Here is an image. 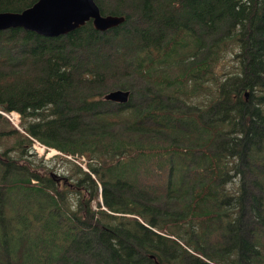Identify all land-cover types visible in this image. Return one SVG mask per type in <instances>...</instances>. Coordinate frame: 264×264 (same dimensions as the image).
<instances>
[{"label": "trees", "instance_id": "16d2710c", "mask_svg": "<svg viewBox=\"0 0 264 264\" xmlns=\"http://www.w3.org/2000/svg\"><path fill=\"white\" fill-rule=\"evenodd\" d=\"M95 1L125 19L0 30V264H264V0Z\"/></svg>", "mask_w": 264, "mask_h": 264}, {"label": "water", "instance_id": "95a60500", "mask_svg": "<svg viewBox=\"0 0 264 264\" xmlns=\"http://www.w3.org/2000/svg\"><path fill=\"white\" fill-rule=\"evenodd\" d=\"M89 19L104 30L122 22L124 15L102 12L95 0H35L21 10L0 11V30L22 26L39 34L60 35ZM128 96L129 90L122 88L105 93L106 98L120 102L127 101Z\"/></svg>", "mask_w": 264, "mask_h": 264}, {"label": "rangeland", "instance_id": "374dc122", "mask_svg": "<svg viewBox=\"0 0 264 264\" xmlns=\"http://www.w3.org/2000/svg\"><path fill=\"white\" fill-rule=\"evenodd\" d=\"M200 1H202V0H198L197 3L194 5L195 8H197V9L200 8V6H201L200 3H199ZM186 4H187V6H181V8H178L177 11H176V14L180 15L181 18H184V15H186L187 18L190 17V12H191L192 8L190 7V5L188 3H186ZM143 30L151 31V30H155V28L153 26H151V24H147V23L143 24V25L142 24H139V25L137 24V25L133 26L130 29V31L126 33V35L125 34L120 35V37L116 39L115 43L112 46H108V45L104 46V45L94 44V45H90L89 47H87V46L84 45V46H82L81 49H77V48H80V47L74 48V49H76L74 54L77 57V55H79L81 52L86 51L88 57L85 60V62H87V63H92L95 60H100L102 57H104V59H106L109 55H111L112 53H114L116 51V49L119 46V44L129 42V40H130L128 38L129 34H132L133 32H138L139 33L140 31H143ZM125 39H127L128 41L125 42ZM131 40H134V37H131ZM90 50H92L93 52L90 51ZM95 53H100L102 55V57L100 59L95 58L94 55H93ZM27 56H25V57L27 58ZM231 58L232 57L229 54H227L224 57V59H227V60H232ZM224 59H222V60H224ZM129 93H130V91H129ZM0 112L3 115L6 116V114L3 112L2 109H0ZM67 113H68V111H67ZM71 114H73V113L69 112L68 116L71 115ZM7 119L9 120V122L12 125L17 126L19 129H22V127L20 125L21 119L19 118V114H18V119H16L13 116L7 117ZM33 147H35L34 144L32 145V150H29V153L31 154V153L34 152L36 154L37 159H40V161H41L40 163H41L42 167L45 166V164H49L50 166H52L54 164V160H52V157H53V155H55L56 153H59V152H55V154L52 153L53 154L52 155V154H50L48 152V149H46V148L42 150V148L40 147L39 148L40 150H39L38 148H36V147L33 148ZM51 170H56L58 173L60 172V170H57L54 167L51 168ZM90 246H91V248L89 247L90 250H93V249H97L98 248L97 246H99V245L95 244L94 241H91ZM83 247H86V245L83 244ZM205 260H207V259H205Z\"/></svg>", "mask_w": 264, "mask_h": 264}, {"label": "bare ground", "instance_id": "6f19581e", "mask_svg": "<svg viewBox=\"0 0 264 264\" xmlns=\"http://www.w3.org/2000/svg\"><path fill=\"white\" fill-rule=\"evenodd\" d=\"M80 28V27H79ZM103 31V30H102ZM71 32V31H70ZM68 34V33H67ZM64 35V34H63ZM46 37V36H45ZM114 102V101H113ZM40 148V147H39ZM40 150V149H39ZM85 160V159H84Z\"/></svg>", "mask_w": 264, "mask_h": 264}]
</instances>
